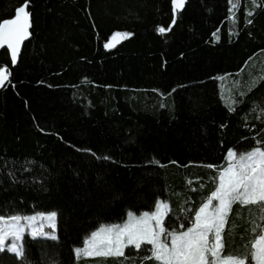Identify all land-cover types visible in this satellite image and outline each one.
Masks as SVG:
<instances>
[{
	"label": "trees",
	"instance_id": "1",
	"mask_svg": "<svg viewBox=\"0 0 264 264\" xmlns=\"http://www.w3.org/2000/svg\"><path fill=\"white\" fill-rule=\"evenodd\" d=\"M171 1L27 0L17 63L0 51V214L56 212L57 239L26 235L25 258L0 264H77L97 227L157 201L184 231L227 152L264 148V0ZM25 3L0 0V23ZM115 33L130 36L105 48ZM259 208L232 205L225 253L249 251Z\"/></svg>",
	"mask_w": 264,
	"mask_h": 264
},
{
	"label": "snow or ice",
	"instance_id": "2",
	"mask_svg": "<svg viewBox=\"0 0 264 264\" xmlns=\"http://www.w3.org/2000/svg\"><path fill=\"white\" fill-rule=\"evenodd\" d=\"M231 2V0H230ZM174 13L183 7L185 0H172ZM28 3L16 11L15 19L0 23V48L7 46L11 51L12 63H16L17 51L23 40L27 39L30 27ZM237 4L233 3V8ZM251 15V12L248 13ZM175 24V19L172 22ZM171 29L159 28L160 33ZM129 33H115L128 38ZM114 46L111 42L105 48ZM11 75L10 70L0 65V87ZM228 163L218 172L216 187L207 201L199 207L191 220V226L184 231L169 229L165 224L169 205L157 201L155 211L137 216L127 214L121 224L100 225L74 249L77 260L102 256H125V248L133 247L140 251L143 245H150V255L144 260H154L156 264H264V225H256L261 230L250 241V249L242 255L225 253L223 230L227 216L234 203L242 206L258 205L259 219L264 221V148L255 147L243 153L230 150ZM216 203H213V202ZM57 213H38L35 215L0 214V252L8 250L20 259L25 258V236L32 239L56 240ZM154 221V223H153ZM181 228L184 225L180 226ZM45 228L51 231H45Z\"/></svg>",
	"mask_w": 264,
	"mask_h": 264
},
{
	"label": "rangeland",
	"instance_id": "3",
	"mask_svg": "<svg viewBox=\"0 0 264 264\" xmlns=\"http://www.w3.org/2000/svg\"><path fill=\"white\" fill-rule=\"evenodd\" d=\"M113 37V36H112ZM112 37L110 38V40L108 41L111 42L113 45L117 44L118 42H120L122 39H124L123 37H118L116 40H112ZM110 48V47H109ZM255 58H253V60H255ZM253 62V61H252ZM227 78H232V77H229L227 76ZM220 81H221V85H222V92L223 94L225 95L226 98H228L229 94L227 93L228 89H227V83L229 82L228 79H222V78H219ZM229 152V151H228ZM227 152V154H228ZM226 154V162L228 163V156ZM213 203H216L215 201ZM155 211V208L154 210ZM151 211V212H153ZM165 211V210H164ZM150 212V213H151ZM38 213H44V214H48V213H51V212H34V213H31V214H27V215H35V214H38ZM128 214V213H127ZM127 214L125 216V219L123 222L121 223H124L126 220H127ZM142 214V213H141ZM141 214H135L137 216L141 215ZM121 223H118V224H121ZM154 223V221H153ZM106 225H109V224H106ZM98 229V227L96 228ZM95 229V230H96ZM45 231H51V229H48V228H45ZM87 237V236H86ZM31 238V237H30ZM82 244L79 246L81 247ZM129 249H134L133 247H128ZM127 248L124 249V251L126 250ZM8 251V250H7ZM10 252V251H8ZM12 254H14L16 256L15 253L13 252H10ZM17 257V256H16ZM74 257H75V260L77 261V264H156V261L154 260H144V257L138 262L136 261L138 259V257H136L134 254H125L124 257H117V256H102V257H91V258H82V259H79L77 260L75 254H74Z\"/></svg>",
	"mask_w": 264,
	"mask_h": 264
},
{
	"label": "water",
	"instance_id": "4",
	"mask_svg": "<svg viewBox=\"0 0 264 264\" xmlns=\"http://www.w3.org/2000/svg\"><path fill=\"white\" fill-rule=\"evenodd\" d=\"M22 6H24V5H22ZM183 6H184V5H183ZM171 8H172V11L174 12L172 1H171ZM182 9H183V7L180 8V9H177L175 13L182 11ZM16 11H17V10H16ZM16 11H15V13H14V16H13L11 19H15V18H16ZM26 11H27V9H26ZM2 22H3V21H2ZM2 22H1V23H2ZM29 28H30V27H29ZM28 31H29V29H28ZM28 39H29V36H28L27 39L23 40L22 43L19 45V48H18V51H17V59H18V56H19V54H20V52H21V49H22L23 44H24L25 42H27ZM2 50L6 51V53H7V55H8V58H9V61H10V64H11L12 66H14V65L17 63V59H16V63L13 64V63H12V58H11V51L7 48L6 45H5V47L0 48V51H2Z\"/></svg>",
	"mask_w": 264,
	"mask_h": 264
},
{
	"label": "crops",
	"instance_id": "5",
	"mask_svg": "<svg viewBox=\"0 0 264 264\" xmlns=\"http://www.w3.org/2000/svg\"><path fill=\"white\" fill-rule=\"evenodd\" d=\"M226 167H227V166H226ZM203 204H204V203H203ZM203 204H202V205H203ZM202 205H201V206H202ZM198 209H199V208H198ZM223 241H224V240H223ZM224 245H225V248L228 246V244H226V243H224Z\"/></svg>",
	"mask_w": 264,
	"mask_h": 264
}]
</instances>
